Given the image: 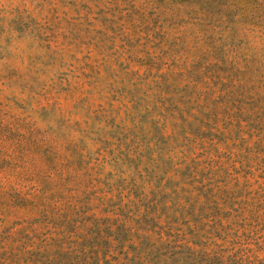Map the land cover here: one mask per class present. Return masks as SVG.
<instances>
[{
  "label": "rangeland",
  "instance_id": "rangeland-1",
  "mask_svg": "<svg viewBox=\"0 0 264 264\" xmlns=\"http://www.w3.org/2000/svg\"><path fill=\"white\" fill-rule=\"evenodd\" d=\"M0 264H264V0H0Z\"/></svg>",
  "mask_w": 264,
  "mask_h": 264
}]
</instances>
